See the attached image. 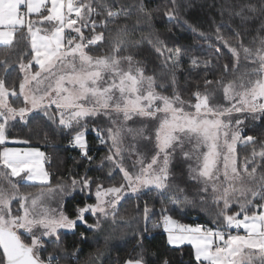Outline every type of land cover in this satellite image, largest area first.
Segmentation results:
<instances>
[{
  "label": "snow or ice",
  "instance_id": "snow-or-ice-1",
  "mask_svg": "<svg viewBox=\"0 0 264 264\" xmlns=\"http://www.w3.org/2000/svg\"><path fill=\"white\" fill-rule=\"evenodd\" d=\"M171 4L163 14L169 22L177 18L180 8L178 0H171ZM260 9L264 13V3ZM133 10L137 19L131 28L126 22H119L129 20ZM255 10L252 4H241L232 14L243 21L247 19L246 11ZM141 17L146 18V24H142ZM152 20L153 13L146 10L143 0L139 3L0 0V46L4 49L0 53L3 69L0 72V144L8 141L10 128L17 123L27 126L31 114L42 112L56 129L71 135L69 144L91 162L94 158L88 155L86 121L89 118L107 120L110 126L106 129L96 126L90 130L101 145L111 142L102 162L111 163L122 173V182L118 185L104 187L97 183L96 202L77 205L73 217L63 211L62 205L59 209L47 207V200L58 194L63 201L72 198L77 191L86 197L91 195L92 177H73L70 184L61 181L53 187L50 173L44 167L48 161L44 152L37 148L0 150V166L6 170L0 171V177L7 181V184L0 182V264H60L61 257L76 264L81 249L77 247L69 253L61 245V239L62 230L75 234L78 226L99 233L107 222L117 225L142 220L143 229L137 231L143 236L156 214L155 208L145 201L141 215L137 204L133 217L120 215L119 206L131 195L139 200L153 190L160 196L171 193L172 201L181 206L192 204L193 199L187 195L180 199L179 194L185 189L171 182L174 177L170 162L178 154L185 160L195 154L196 165L189 166V177L198 185L193 196L199 197L201 204L210 202L215 206L213 223L218 227L180 224L168 214L167 207L160 209L159 221L153 227L162 224L167 244L174 248L191 245L197 264H264V140H259L257 149L254 145L258 137L243 135L249 120L253 124L264 120V40L257 48L243 44L239 49L231 47L236 61L231 69L228 64L223 65L215 80L207 77L218 65L214 66L211 59L201 62L191 57V68L204 72V91H194L191 95L195 103H192L175 91L184 55L181 48H169L155 31H149L139 41L131 39L137 27L151 29ZM84 29L91 30V38L85 36ZM104 31L110 33L107 37L110 50L103 55L89 54L90 46H99L106 40ZM200 35L203 37L204 33ZM143 40L163 57L161 67L170 72L168 78L165 72L160 73L162 83L157 84L155 75H145L143 67L134 68L133 65L140 62L135 61L132 54L120 55L122 50L136 47ZM25 49H30V53ZM241 49L244 60L252 65L243 71H240ZM14 55L16 60L12 59ZM27 55L31 58L25 62ZM16 64L22 77L18 91L14 84L7 83L9 70ZM229 71L232 78L225 82ZM169 86L173 88L171 95L156 90L157 87L167 90ZM199 87L197 81L196 88ZM221 90L227 106L213 103ZM13 97L22 98L23 106H14ZM53 105L55 115L49 111ZM134 117L159 120L155 130V155L147 165L141 161L139 171H130L123 165L124 138L127 134L149 142L152 138L144 135L145 128L125 127ZM188 144L192 147L186 151ZM250 145L253 146L250 155L241 160L238 149H248ZM130 147L135 149V146ZM113 174L110 170L109 178ZM17 177L23 182L38 183L39 190L21 193L18 184L11 180ZM257 200L261 203H256ZM16 201L22 214H13L11 206ZM253 205L255 210L250 211ZM233 206L238 207L237 212H231ZM89 215L93 218L91 223ZM233 228L243 229L244 234L227 231ZM25 234L30 236V243L22 239ZM80 238H87L84 232L80 233ZM109 239L105 237L106 244ZM48 244L54 245L53 250L42 258ZM137 247L141 251L136 258L125 259L124 264H146L141 241ZM102 255L98 249L85 264H93ZM160 264H170V261L165 257Z\"/></svg>",
  "mask_w": 264,
  "mask_h": 264
},
{
  "label": "trees",
  "instance_id": "trees-1",
  "mask_svg": "<svg viewBox=\"0 0 264 264\" xmlns=\"http://www.w3.org/2000/svg\"><path fill=\"white\" fill-rule=\"evenodd\" d=\"M128 3H139L140 0H127ZM180 5L178 16L176 19L169 22L164 17V12L172 7L171 0H143L146 10L153 13L152 28L137 27L132 33L131 39L139 41L141 36L147 35L149 31L160 33L169 48L173 50L177 47L181 48L184 55L181 59V71L177 73V85L175 91L178 92L182 99L191 100L193 102L195 97L191 94L199 90L204 91V72L191 68L190 59L196 57L199 61L211 59L213 65L216 66L211 74L208 75L209 80H215L220 75L222 66L225 64L231 65L235 63L232 53H230L219 42V38L227 41L231 46L237 47L243 43H248L255 40L258 36L264 38V13L261 12L260 5L264 0H178ZM241 4H252L256 10L254 12H245L247 19L241 20L240 17L234 16L232 13L238 11ZM137 19V13L133 10L131 18L127 21L120 20V23H127L131 28ZM142 24H146V18L141 17ZM187 22V23H185ZM109 27H112L111 25ZM198 31H194L193 29ZM171 29V32L168 30ZM97 31H102L97 29ZM200 33H204L202 37ZM239 33V35H238ZM85 36L91 38L92 32L90 29H84ZM106 40L99 46H90V52L93 55H103L110 50V43L107 37L110 35L108 31H104ZM262 38V37H261ZM23 47V46H22ZM219 49V52H217ZM30 53V49H25ZM4 51L0 47V53ZM132 54L135 61H139V65L134 64V67H143L145 75H155L157 84L164 81L160 78V73L165 72L166 78L170 77V72L161 67L163 57H160L151 45L143 40L136 47H128L121 51L120 55ZM240 54H243L242 49ZM31 56L27 55V59ZM13 60L17 57L14 55ZM3 69L0 67V72ZM19 68L18 64L13 65L7 76V83L9 86L13 84L18 90L19 86ZM232 78V73L225 78V82ZM199 82V89L196 88V82ZM157 91L162 92L164 95H171L173 88L169 86L167 90L156 88ZM222 90L217 93V100L222 97ZM220 97V98H219ZM219 98V99H218ZM14 101V106H22L23 100L20 98H11ZM18 102V104H16ZM56 113L55 106L51 109ZM55 115V114H54ZM242 118V117H241ZM89 131L87 132L86 139L89 144L88 155L91 156L95 153L94 159L89 162L86 158L81 156L77 148H68L67 141L71 138L70 134L56 129L47 117H44L42 112L31 114V119L27 126H22L17 123L15 127L9 129L8 138L15 139L23 142L27 140L26 144L30 146L40 147L44 153H49L48 161L45 162V168L50 173V185L63 182H69L73 177L79 178L83 176L92 177L94 183L91 188L96 187V184L109 186L120 183L119 174L114 171V174L109 178L108 167L109 162L103 161L102 158L106 156V145L104 148L96 147L95 133L90 129L97 126L96 119L89 118L87 121ZM58 123V119H57ZM243 135H254L258 137L257 144L254 145L259 149V140H264V120L257 121L255 124L249 120L248 126L243 132ZM243 147L238 149V157L242 160L243 157L250 155V149ZM177 185L184 187L189 192L194 188L190 186L193 184L183 178H176ZM25 187H40L39 184H26L21 183ZM145 201L148 202L150 207H154L156 214L148 223V232L143 233L141 236L137 229H143V222L134 221L131 224L119 223L112 225L107 222L103 226V230L99 233H93L85 228L78 226L75 234L69 231H62L61 245L71 253L75 248L79 247L78 260L76 264H85L89 256L95 253L98 249L103 252L99 260H94L93 264H124L125 259L136 258V254L141 251L137 247L138 241L142 242V248L146 259V264H160L166 257L170 264H197L194 259L192 248L188 245H182L180 248H174L167 244L166 235L159 227H153L156 220L160 217V209L167 207L170 209L169 215L183 223H196L202 222L206 227H218L214 224L215 209H207L204 204H201L197 199H193V203L187 206H181L172 201L171 196H160L155 190L147 195L140 196L139 200L134 195L125 199L119 206L120 215L136 216V206L139 204L141 215ZM85 203H95V198L91 194L86 197L84 193L76 192L72 198H66L63 202V211L73 216L75 215V208L77 205L83 206ZM256 203H261L257 200ZM255 210V205L250 211ZM89 222H93L91 215L88 216ZM84 232L86 239L80 238V233ZM105 237H110L107 244ZM22 239L23 236H22ZM27 243V242H26ZM54 245L48 244L47 250L42 252V258H46L48 252L53 250ZM183 253V255H181ZM2 254V249H0ZM72 264L70 260L61 257L60 263Z\"/></svg>",
  "mask_w": 264,
  "mask_h": 264
},
{
  "label": "rangeland",
  "instance_id": "rangeland-1",
  "mask_svg": "<svg viewBox=\"0 0 264 264\" xmlns=\"http://www.w3.org/2000/svg\"><path fill=\"white\" fill-rule=\"evenodd\" d=\"M69 31H71V30H69ZM218 40L221 43V45L224 46L231 53L230 48L233 46H231L229 43L226 44L225 41H223L221 38H219ZM261 40H264L263 36H258V38H256L253 41H250L248 43H243V46L244 47H250V48H257L260 46ZM89 54H91V53H89ZM91 55H93V54H91ZM234 60L236 61L235 57H234ZM246 66L251 67L252 65H248L247 62L244 60V53L242 55L240 54V71H243ZM123 67L126 69L127 64L125 63L123 65ZM133 67H134V65H133ZM35 70H36V68L34 66L33 71H35ZM20 78H22V77H20ZM221 97L222 98L220 100L213 101V103H223V104H225V106H227L228 102L223 101V94L221 95ZM192 103H195V100ZM16 104H18V102H16ZM53 106H55V105H53ZM49 111L52 114L54 112L50 109H49ZM54 114H56V113H54ZM238 118H241V117H238ZM92 119H96V118H92ZM120 119L122 121V119H123L122 116L120 117ZM96 123H97V126L103 127L105 129L110 126V122L107 120L96 119ZM158 125H159V120H149V119L141 118V117H134L132 121L127 122L125 127L132 128L134 130L145 128L146 131H145L144 135L145 136L150 135L152 139H151V142H149V141H147L141 137H136L134 139L132 134H127L124 138V152H123V156H124L123 165H124V167L128 168L130 171H139L141 161L143 162L144 165L151 163L152 156L155 155V130L158 127ZM9 139L13 140L12 138H9ZM105 145L107 147L106 148V150H107L106 155H108L109 148L111 146V142H109ZM130 146H135V149L133 150V148ZM191 147H192V145L188 144L186 146L185 150L188 151L189 149H191ZM190 165L192 167H195V165H196L195 154H193L192 159H189V160H185L182 154H178V155L173 156V158L171 159V162H170V171H171L174 179L171 182L173 184L177 185L176 178H179V179L184 178L186 180V182L187 181L193 182V184H190V186L192 187V189L193 188L195 189L198 185H197L196 181L190 179V177H189V166ZM108 170H109V172L111 170L112 173H114V171L116 170L117 174H119L120 182H122V173L119 172L118 168H115L110 163ZM0 171H3V169L0 168ZM221 179H223L222 176H221ZM11 180L13 183L18 184L19 191L21 193L36 192L40 188V187H34V188L33 187H25V186L21 185V182H19V180H16L13 178H11ZM0 182L7 184V181L4 179V177H0ZM70 182L71 181L64 182V183L70 184ZM57 184H52L51 186L55 187ZM109 186H112V185H109ZM109 186H104V187H109ZM178 187L180 189H185L184 187H180L179 185H178ZM95 190H96V187L91 188V194L94 196V198H95ZM188 191L189 190L185 189L184 193L179 194L181 200H183L184 195H187L189 198L197 199L199 201V197L193 196V191L189 192V193H188ZM77 192H79V191H77ZM167 195L171 196V193H168ZM64 200L62 201L58 194L54 195L52 198L47 200V207H50L52 209H59L61 207V205L63 206ZM95 202H96V200H95ZM11 207L13 210V214H22V212L18 211L19 201L14 202ZM205 207L209 210L215 209V211H216L215 206L212 205L210 202L208 204H206ZM221 207H222V204H221ZM237 211H238V207L233 206L231 209V212H237ZM231 212L229 214H231ZM214 215H215V212H214ZM240 218H242V214H241ZM156 222H158V220H156ZM62 231H68V230H62ZM22 236H23L25 242L30 243V239H31L30 236H28L26 234L22 235ZM60 264H65V263L62 262Z\"/></svg>",
  "mask_w": 264,
  "mask_h": 264
},
{
  "label": "crops",
  "instance_id": "crops-1",
  "mask_svg": "<svg viewBox=\"0 0 264 264\" xmlns=\"http://www.w3.org/2000/svg\"><path fill=\"white\" fill-rule=\"evenodd\" d=\"M0 47H2V46H0ZM36 68V67H35ZM19 148V149H26V148H37V149H39L41 152H44L40 147H36V146H30V145H28V144H26V143H23V142H20V141H17V140H15V139H13V140H10L9 138H8V141H6L5 143H3V144H0V150H3V148ZM44 167H45V165H44ZM0 168H2V166H0ZM3 169V168H2ZM3 171H6V170H4L3 169ZM13 179H16V180H19V182H21V183H26V184H33V183H31V182H23V181H21L20 180V178H13ZM38 184V183H37ZM174 219V218H173ZM174 220H176V221H178L180 224H185V225H189V226H191V227H195V226H197L196 225V223H183V222H180L179 220H177V219H174ZM161 227H162V230H163V232L165 233V235H166V239H167V233L164 231V229H163V225L161 224ZM227 231H230L232 234H237V233H239V234H244V231H243V229H229V230H227ZM185 245H188V246H190L191 247V245H189V244H185ZM173 247V246H172ZM192 248V247H191ZM192 251H193V249H192ZM193 255H194V251H193Z\"/></svg>",
  "mask_w": 264,
  "mask_h": 264
},
{
  "label": "built area",
  "instance_id": "built-area-1",
  "mask_svg": "<svg viewBox=\"0 0 264 264\" xmlns=\"http://www.w3.org/2000/svg\"><path fill=\"white\" fill-rule=\"evenodd\" d=\"M67 32H71V31H69V30H66ZM72 35H76L75 33H71ZM71 139V138H70ZM69 139V140H70ZM69 140L67 141V143H66V146L68 147V148H71V149H73V148H75V147H73L71 144H69ZM95 141H96V147H98V148H104L105 147V144L104 145H101L100 143H99V141L97 140V138H96V136H95ZM78 149V148H77ZM79 150V149H78ZM80 151V150H79ZM45 155H46V157L47 158H49V153H45ZM92 157H94L95 156V153H93L92 155H91ZM160 218V217H159ZM159 218H158V221H159ZM196 225H201V226H205L204 225V223H202V222H197L196 223ZM206 227V226H205Z\"/></svg>",
  "mask_w": 264,
  "mask_h": 264
}]
</instances>
